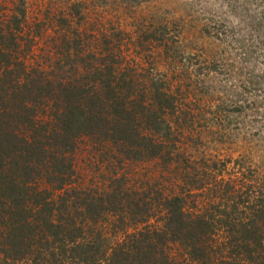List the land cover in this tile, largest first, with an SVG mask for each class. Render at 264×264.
<instances>
[{"label": "trees", "instance_id": "obj_1", "mask_svg": "<svg viewBox=\"0 0 264 264\" xmlns=\"http://www.w3.org/2000/svg\"><path fill=\"white\" fill-rule=\"evenodd\" d=\"M39 27L27 28L23 12L0 13V260L264 264V186L247 177L211 184L216 162L202 163L209 173L182 172L184 187L168 195L153 184L127 189L120 175L106 189L76 186L81 137L120 160L170 164L166 116L176 102L121 65L109 41L69 55L62 39L54 63L28 61Z\"/></svg>", "mask_w": 264, "mask_h": 264}, {"label": "rangeland", "instance_id": "obj_2", "mask_svg": "<svg viewBox=\"0 0 264 264\" xmlns=\"http://www.w3.org/2000/svg\"><path fill=\"white\" fill-rule=\"evenodd\" d=\"M5 12L40 24L28 61L54 63L62 39L69 55L109 41L121 65L175 98L170 164L120 160L81 137L76 186L106 189L120 175L127 189L153 184L168 195L184 187L182 172H208L203 162L221 169L211 184L247 177L264 186V0H0Z\"/></svg>", "mask_w": 264, "mask_h": 264}]
</instances>
